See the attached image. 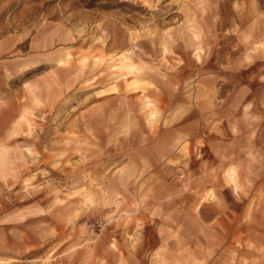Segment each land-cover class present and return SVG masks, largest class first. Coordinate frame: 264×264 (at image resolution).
I'll return each instance as SVG.
<instances>
[{
  "label": "rangeland",
  "instance_id": "1",
  "mask_svg": "<svg viewBox=\"0 0 264 264\" xmlns=\"http://www.w3.org/2000/svg\"><path fill=\"white\" fill-rule=\"evenodd\" d=\"M0 264H264V0H0Z\"/></svg>",
  "mask_w": 264,
  "mask_h": 264
}]
</instances>
